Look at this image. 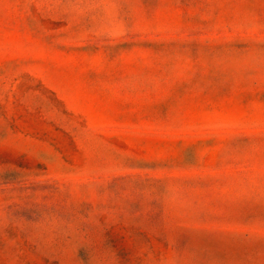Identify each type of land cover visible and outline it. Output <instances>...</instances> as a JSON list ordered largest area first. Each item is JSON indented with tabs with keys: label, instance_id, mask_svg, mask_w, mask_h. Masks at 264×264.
Here are the masks:
<instances>
[{
	"label": "rangeland",
	"instance_id": "obj_1",
	"mask_svg": "<svg viewBox=\"0 0 264 264\" xmlns=\"http://www.w3.org/2000/svg\"><path fill=\"white\" fill-rule=\"evenodd\" d=\"M0 264H264V0H0Z\"/></svg>",
	"mask_w": 264,
	"mask_h": 264
}]
</instances>
